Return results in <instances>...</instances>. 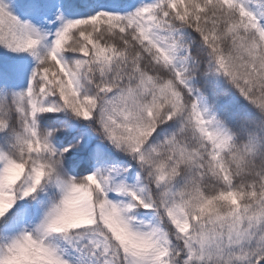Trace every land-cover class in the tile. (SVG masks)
Here are the masks:
<instances>
[{
  "label": "snow or ice",
  "instance_id": "6c2138e0",
  "mask_svg": "<svg viewBox=\"0 0 264 264\" xmlns=\"http://www.w3.org/2000/svg\"><path fill=\"white\" fill-rule=\"evenodd\" d=\"M0 264H264V0H0Z\"/></svg>",
  "mask_w": 264,
  "mask_h": 264
}]
</instances>
